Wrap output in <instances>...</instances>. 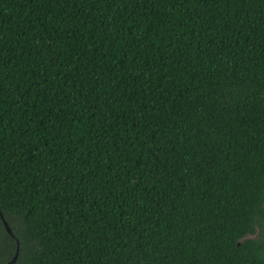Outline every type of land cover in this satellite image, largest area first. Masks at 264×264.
<instances>
[{
	"label": "trees",
	"instance_id": "trees-1",
	"mask_svg": "<svg viewBox=\"0 0 264 264\" xmlns=\"http://www.w3.org/2000/svg\"><path fill=\"white\" fill-rule=\"evenodd\" d=\"M0 211V264H264V0H0Z\"/></svg>",
	"mask_w": 264,
	"mask_h": 264
},
{
	"label": "water",
	"instance_id": "water-1",
	"mask_svg": "<svg viewBox=\"0 0 264 264\" xmlns=\"http://www.w3.org/2000/svg\"><path fill=\"white\" fill-rule=\"evenodd\" d=\"M0 215H1V218L5 224V227L7 229V231L13 235V231H12V228L10 227L9 223L7 222V220L5 219L3 213L0 211ZM18 254H19V242H18V247H17V251L15 253V255L13 256V258L11 259V261L8 263V264H11V263H14L18 257Z\"/></svg>",
	"mask_w": 264,
	"mask_h": 264
},
{
	"label": "rangeland",
	"instance_id": "rangeland-1",
	"mask_svg": "<svg viewBox=\"0 0 264 264\" xmlns=\"http://www.w3.org/2000/svg\"><path fill=\"white\" fill-rule=\"evenodd\" d=\"M252 236H257V235H252Z\"/></svg>",
	"mask_w": 264,
	"mask_h": 264
}]
</instances>
